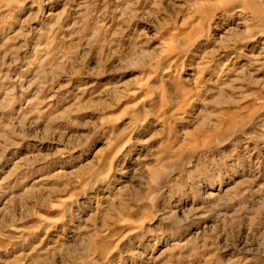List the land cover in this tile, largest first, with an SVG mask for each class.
<instances>
[{
	"label": "rangeland",
	"instance_id": "374dc122",
	"mask_svg": "<svg viewBox=\"0 0 264 264\" xmlns=\"http://www.w3.org/2000/svg\"><path fill=\"white\" fill-rule=\"evenodd\" d=\"M0 264H264V0H0Z\"/></svg>",
	"mask_w": 264,
	"mask_h": 264
},
{
	"label": "bare ground",
	"instance_id": "6f19581e",
	"mask_svg": "<svg viewBox=\"0 0 264 264\" xmlns=\"http://www.w3.org/2000/svg\"><path fill=\"white\" fill-rule=\"evenodd\" d=\"M173 37V36H172ZM136 123V122H135ZM134 122L133 123H131V126H132V130L133 129H135L136 127H137V125L135 124ZM109 169V168H108ZM108 177V173H105V174H101V175H99V177H96L95 179H94V181H96V182H102V181H104V179H106ZM91 181H93L92 179H91ZM90 181V183H92ZM99 184V183H98ZM63 205V204H62ZM65 205H66V208H65V212L67 211V210H69V208H70V204H69V208H68V204H64L63 206L65 207ZM51 228H55V226L54 225H52V226H50V227H48V229L47 230H51Z\"/></svg>",
	"mask_w": 264,
	"mask_h": 264
}]
</instances>
